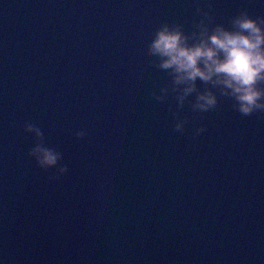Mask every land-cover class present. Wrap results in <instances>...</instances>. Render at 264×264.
I'll list each match as a JSON object with an SVG mask.
<instances>
[{
    "label": "water",
    "instance_id": "95a60500",
    "mask_svg": "<svg viewBox=\"0 0 264 264\" xmlns=\"http://www.w3.org/2000/svg\"><path fill=\"white\" fill-rule=\"evenodd\" d=\"M241 11L264 18V2L0 0L9 264H264V110L244 115L199 78L185 94L149 50L161 24L193 43ZM206 90L217 103L202 111ZM37 143L56 166L37 165Z\"/></svg>",
    "mask_w": 264,
    "mask_h": 264
},
{
    "label": "clouds",
    "instance_id": "9594fccd",
    "mask_svg": "<svg viewBox=\"0 0 264 264\" xmlns=\"http://www.w3.org/2000/svg\"><path fill=\"white\" fill-rule=\"evenodd\" d=\"M231 24V29L221 24L211 30L201 27L199 38L188 43V36L179 25L164 23L150 38L149 50L160 58L161 68L173 71L175 83L187 84L185 94L193 90L197 78L210 81L221 85V92L235 100L237 110L248 115L264 110V88L257 86L264 81V18H253L241 11L232 18ZM216 103L215 94L209 90L197 95L196 107L202 111ZM175 127L182 129L183 120L177 121ZM25 130L38 140L41 138L40 129L34 125L26 124ZM76 135L82 136L83 132ZM29 155L41 168L54 167L61 158L59 152L41 143L35 144ZM65 171L64 167L58 169L60 174Z\"/></svg>",
    "mask_w": 264,
    "mask_h": 264
}]
</instances>
